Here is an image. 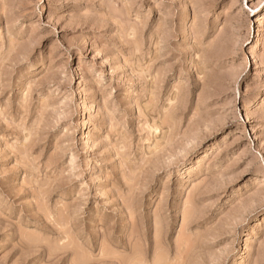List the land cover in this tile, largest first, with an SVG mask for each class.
<instances>
[{
    "label": "rangeland",
    "instance_id": "rangeland-1",
    "mask_svg": "<svg viewBox=\"0 0 264 264\" xmlns=\"http://www.w3.org/2000/svg\"><path fill=\"white\" fill-rule=\"evenodd\" d=\"M0 264H264V0H0Z\"/></svg>",
    "mask_w": 264,
    "mask_h": 264
},
{
    "label": "bare ground",
    "instance_id": "bare-ground-1",
    "mask_svg": "<svg viewBox=\"0 0 264 264\" xmlns=\"http://www.w3.org/2000/svg\"><path fill=\"white\" fill-rule=\"evenodd\" d=\"M181 11H183L182 15L185 16V14L188 12V7L185 5Z\"/></svg>",
    "mask_w": 264,
    "mask_h": 264
}]
</instances>
